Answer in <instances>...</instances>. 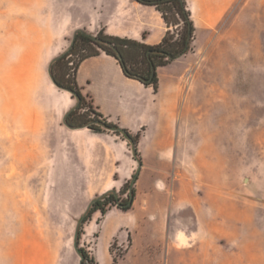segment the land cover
Returning a JSON list of instances; mask_svg holds the SVG:
<instances>
[{
	"label": "rangeland",
	"instance_id": "obj_1",
	"mask_svg": "<svg viewBox=\"0 0 264 264\" xmlns=\"http://www.w3.org/2000/svg\"><path fill=\"white\" fill-rule=\"evenodd\" d=\"M54 1L0 0V264H80L78 246L92 253L99 236L75 245L95 189L76 185L77 136L50 75ZM186 1L200 56L182 75L168 153L140 149L146 126L137 156L126 139L138 171L129 212L143 218L112 238L113 264H264V0Z\"/></svg>",
	"mask_w": 264,
	"mask_h": 264
},
{
	"label": "crops",
	"instance_id": "obj_2",
	"mask_svg": "<svg viewBox=\"0 0 264 264\" xmlns=\"http://www.w3.org/2000/svg\"><path fill=\"white\" fill-rule=\"evenodd\" d=\"M82 2L85 4L79 8ZM54 3L63 13L60 17L63 31L61 39L50 52V58H54L70 46L72 37L79 28L93 34L104 29L110 35L129 37L147 44L161 42L168 29L160 11L137 0H56ZM199 56L200 50H197L193 43L192 50L168 64L181 61L182 67L178 73L173 72L162 77L160 72L167 65L158 67L160 90L157 93L152 87L128 77L119 60L105 51L81 62L77 71V81L83 94L96 110L110 121L129 129L132 133L144 130V126L147 127L140 142L141 150L146 142L148 145L150 143L151 153L164 155L172 146V115L180 103L182 75L192 68ZM64 91L66 93L64 109L67 113L76 105L77 98L69 90ZM166 93L169 97L167 102ZM166 114L169 115L167 120ZM70 128L77 136L76 143L80 153L76 156L74 168L77 174L76 185L95 189L89 204L95 196L113 188L119 190L132 178L136 172L137 159L129 148L128 140L113 131L94 132L86 126ZM151 128L155 129L154 133ZM158 164L164 165V161L160 160ZM131 216L129 211H122L116 207L110 210L101 222L100 212H96L86 223V236L99 231L92 252L98 264H113L110 244L114 236L121 235L123 238L124 229L139 228L142 215ZM105 231H108L109 239L104 252L100 253L99 240ZM73 263L71 261V264Z\"/></svg>",
	"mask_w": 264,
	"mask_h": 264
},
{
	"label": "trees",
	"instance_id": "obj_3",
	"mask_svg": "<svg viewBox=\"0 0 264 264\" xmlns=\"http://www.w3.org/2000/svg\"><path fill=\"white\" fill-rule=\"evenodd\" d=\"M137 1L155 7L162 14L168 29L161 42L147 44L129 37L110 35L104 30L93 34L84 28H79L75 31L70 46L56 56L51 64V74L56 85L69 90L77 98L76 106L65 114L67 125L74 128L86 126L94 132L113 131L129 140L135 156L138 154L136 143L140 133L133 134L129 129L110 121L98 110L92 111L94 116L88 111H82L87 106V97L83 94L77 81L79 65L86 58L105 51L119 60L128 77L139 80L147 87H152L157 93L160 88L158 67L166 66L192 50L196 29L191 9L186 0ZM176 26H181L182 29H173ZM89 108L91 109L92 105H89ZM137 179L138 171L119 190L110 189L91 200L88 208L78 220L75 236L77 244H80L82 235L85 233V224L92 219L96 212L105 215L112 207H117L122 211H129L133 208ZM77 249L83 257L82 264L98 263L87 248L78 246Z\"/></svg>",
	"mask_w": 264,
	"mask_h": 264
},
{
	"label": "water",
	"instance_id": "obj_4",
	"mask_svg": "<svg viewBox=\"0 0 264 264\" xmlns=\"http://www.w3.org/2000/svg\"><path fill=\"white\" fill-rule=\"evenodd\" d=\"M51 64H52V62H51ZM50 67H51V65H50ZM50 75H51V78H52L53 82L56 84V82H55V80H54V77H53L52 74H51V71H50ZM65 123H66V122H65ZM66 125H67V123H66ZM75 245H76V247H77L76 240H75ZM80 255H81V254H80ZM82 259H83V257H82V255H81V263H80V264H82Z\"/></svg>",
	"mask_w": 264,
	"mask_h": 264
}]
</instances>
